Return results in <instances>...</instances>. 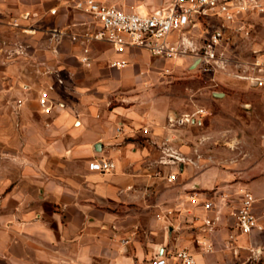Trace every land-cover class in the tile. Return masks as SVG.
<instances>
[{
  "label": "crops",
  "instance_id": "crops-1",
  "mask_svg": "<svg viewBox=\"0 0 264 264\" xmlns=\"http://www.w3.org/2000/svg\"><path fill=\"white\" fill-rule=\"evenodd\" d=\"M16 1L0 0V264H155L159 254L181 247L198 264H247L253 249L262 248L264 264V232L240 233L235 217L246 189L264 225V154L248 160L237 177L216 167L196 173L188 160L158 162L166 138L192 159V130L207 114L201 124L172 127L171 114L188 111L150 89L151 72L177 60L195 66L196 58L165 59L138 48L119 52L99 42L85 67L82 45L55 44L42 32L43 20L60 26L82 18L67 6L71 0L42 11L9 4ZM10 8L17 12L12 17L29 11L38 28L36 35L12 28L25 55L5 52L15 48L2 37ZM69 56L78 61L76 70ZM50 86L52 108L43 112L40 91ZM101 158L117 167L91 170L89 162ZM195 193L197 202L191 200ZM206 217L215 219L212 228Z\"/></svg>",
  "mask_w": 264,
  "mask_h": 264
},
{
  "label": "built area",
  "instance_id": "built-area-1",
  "mask_svg": "<svg viewBox=\"0 0 264 264\" xmlns=\"http://www.w3.org/2000/svg\"><path fill=\"white\" fill-rule=\"evenodd\" d=\"M68 7L81 14V19L64 25L47 26L42 29L52 43L60 44L68 40L83 46L80 62L91 66L93 57L91 46L95 43H107L116 51L127 48L143 49L165 59H176L185 55H193L197 64L204 70L224 66V59L220 47L227 31H242L247 18L264 15V0H171L168 5L151 12L126 10L116 5L107 4L101 0H71ZM52 15L58 13L57 7L49 9ZM31 13L22 12L10 19L11 28L28 34H36L38 28L30 22ZM214 23H218L215 25ZM200 31L199 41L197 32ZM13 54H26L23 42L15 44ZM118 65V62L114 63ZM254 67L264 70V58L257 57ZM63 82L62 78L58 79ZM263 80L257 81V84ZM49 89L40 91L39 102L41 110L48 112L52 105L49 100ZM207 114L203 108L195 112H188L181 116L170 117L172 127L187 124H201L202 116ZM121 131V127H118ZM172 138H166L160 145L161 156L158 160L163 165H178L191 159L183 156L173 145ZM117 163L109 158L93 159L89 162L91 170L106 172L114 170ZM175 175L168 176L169 181L175 180ZM243 196L241 205L235 213L236 227L240 233L251 235L255 231L264 232V225L253 211L254 195L241 190ZM191 200L197 202V194ZM208 209L213 207L210 201L204 203ZM215 219L206 217L204 223L212 228ZM233 239V236H231ZM128 242V241H126ZM206 250L212 246L204 241L198 242ZM251 262L263 264V249H253ZM174 258L175 264H198L193 252L188 247L176 249L171 255L159 254L155 264H170Z\"/></svg>",
  "mask_w": 264,
  "mask_h": 264
},
{
  "label": "rangeland",
  "instance_id": "rangeland-1",
  "mask_svg": "<svg viewBox=\"0 0 264 264\" xmlns=\"http://www.w3.org/2000/svg\"><path fill=\"white\" fill-rule=\"evenodd\" d=\"M62 1L64 0H17L16 3L9 4L42 11L54 4H61ZM101 1L127 10L153 11L165 7L171 0ZM16 13L10 8L1 21L5 28L2 37L11 46L21 42L9 25ZM245 20L244 30L227 31L225 35L220 47V52L226 59L224 66L204 70L198 64L190 66L189 60H177L166 66L169 67L166 70L163 67V70H157L158 73L151 72L154 77L150 81V89L163 94L168 103L188 112L203 108L207 113L204 123L192 130L196 142L193 143L189 163L190 170L196 173L216 167L220 171L234 173L237 177L238 171L248 164V160L264 154V70L254 67L257 57L264 58V15ZM53 23L52 20H43L42 28ZM199 34L200 31L197 32L198 40L202 41ZM63 43L70 45L68 40ZM11 51L12 48H8L5 52L11 56ZM147 58L157 62L156 57ZM68 60L75 65L76 70L78 61L72 56ZM260 79L263 83L254 84ZM214 92H224L225 95L219 97ZM158 99L151 98V105ZM247 264L254 263L249 260Z\"/></svg>",
  "mask_w": 264,
  "mask_h": 264
},
{
  "label": "water",
  "instance_id": "water-1",
  "mask_svg": "<svg viewBox=\"0 0 264 264\" xmlns=\"http://www.w3.org/2000/svg\"><path fill=\"white\" fill-rule=\"evenodd\" d=\"M196 62H197V60L195 61V63H196ZM254 84H257V81H255ZM214 94H215L216 96L221 97V96L224 95V92H214ZM171 117H177V114H176V113L171 114Z\"/></svg>",
  "mask_w": 264,
  "mask_h": 264
}]
</instances>
